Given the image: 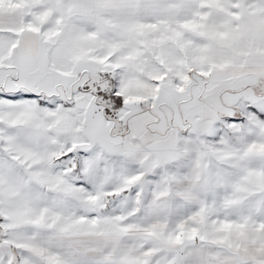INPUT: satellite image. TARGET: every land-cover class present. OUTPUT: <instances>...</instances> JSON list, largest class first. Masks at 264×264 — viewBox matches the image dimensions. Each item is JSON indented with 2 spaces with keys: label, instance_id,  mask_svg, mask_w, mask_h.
Returning a JSON list of instances; mask_svg holds the SVG:
<instances>
[{
  "label": "crops",
  "instance_id": "1",
  "mask_svg": "<svg viewBox=\"0 0 264 264\" xmlns=\"http://www.w3.org/2000/svg\"><path fill=\"white\" fill-rule=\"evenodd\" d=\"M77 23L184 26L194 45L185 98L102 124L131 207L122 221L65 230L48 218L44 113L76 89L81 59L65 35L62 58L47 48L62 65L51 79L40 47ZM228 132L237 144L219 146ZM0 218V264H264V0H0Z\"/></svg>",
  "mask_w": 264,
  "mask_h": 264
},
{
  "label": "rangeland",
  "instance_id": "2",
  "mask_svg": "<svg viewBox=\"0 0 264 264\" xmlns=\"http://www.w3.org/2000/svg\"><path fill=\"white\" fill-rule=\"evenodd\" d=\"M179 28L176 32L169 30V25L158 27L82 23L50 28L54 32L46 44L40 47L45 73L53 75L52 78L50 76L51 79L58 80L62 76V72L55 69L57 64L60 67L61 61H54L52 66L45 57L47 48L50 53L53 52V57H63L62 45H67L68 42L65 35L74 38L70 42L77 51L65 54L73 53V58L77 53L81 59L76 65L75 74L79 78L76 89L71 95L47 100V110L44 113L50 224L62 222L65 230H68L75 228V224L84 226L93 222L105 223L107 218L110 219V226H113L124 218V212L130 205L122 199L125 186L121 184L120 161L118 155L112 153L115 146L106 139L108 135L102 124L108 126L112 118L114 123H121L123 120L120 119L125 118L127 112L140 111L162 100L185 98L191 80V74L186 72L191 65L188 56L193 55L194 41L186 40L185 36L190 30L185 31L184 26ZM170 33L178 36L175 41L169 39ZM91 54L96 55L97 64L88 63ZM62 86L58 88L65 89L63 84ZM82 87H85V91ZM111 92L124 99L125 109L116 110L113 108L115 102H105L101 97L103 94L110 96ZM93 101H97V108ZM88 107L91 112L86 111ZM103 107L107 108L110 116L103 115ZM100 113L104 117L102 123ZM86 117L93 118L90 120ZM243 126H247V121ZM227 128L233 126L228 125ZM228 133L224 137L227 141L219 146L237 144V137ZM215 144L209 143V147L218 148ZM233 195L237 199L240 197L238 201L241 203L246 204L250 200L246 194ZM256 235L257 239L263 241V234ZM244 237L242 242L246 244L248 241Z\"/></svg>",
  "mask_w": 264,
  "mask_h": 264
},
{
  "label": "trees",
  "instance_id": "3",
  "mask_svg": "<svg viewBox=\"0 0 264 264\" xmlns=\"http://www.w3.org/2000/svg\"><path fill=\"white\" fill-rule=\"evenodd\" d=\"M112 93V92H111ZM116 97V96H115ZM112 101L115 102L116 104L113 105V108L114 109H118L120 108V106H122V102H121V98L120 97H117L116 99L112 96Z\"/></svg>",
  "mask_w": 264,
  "mask_h": 264
}]
</instances>
